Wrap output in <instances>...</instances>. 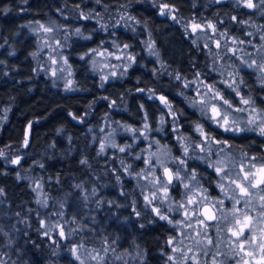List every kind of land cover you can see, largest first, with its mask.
Masks as SVG:
<instances>
[{
    "label": "clouds",
    "instance_id": "obj_1",
    "mask_svg": "<svg viewBox=\"0 0 264 264\" xmlns=\"http://www.w3.org/2000/svg\"><path fill=\"white\" fill-rule=\"evenodd\" d=\"M16 2L19 12H31L30 0ZM87 3L59 0L56 7L50 0L42 18L26 20L0 43L15 57L22 31L34 37L24 57L32 61L29 94L37 87L31 82L43 75V91L50 88L53 96H92L76 101L80 114L73 104L63 105L83 131L74 135L67 122H58L27 168L22 150L29 141L22 134L14 146L0 148V160L15 166L14 180L27 182L35 205L21 201L23 208H12L0 184V221H10L0 222V264H34L26 257L32 232L51 241L43 264H151L148 241L139 234L159 222L166 226L154 241L162 264H264V0H190L191 10L203 8L198 14L182 11L178 0ZM137 5L153 15L135 13ZM11 11L3 9L5 15ZM168 24L171 37L164 35ZM121 30L131 38L122 39ZM179 34L196 53L203 46V61L188 54L191 70L171 62ZM0 65L4 76L19 68L4 59ZM137 68L140 75L133 77ZM130 79L135 86L126 83ZM103 102L107 109L97 116ZM0 111L2 125L11 109ZM115 112L134 122L116 119ZM47 118L33 116L29 123ZM56 137L66 141L67 155L57 151ZM73 141L83 143L76 160L80 172L67 179L48 174L46 160L73 156ZM34 168L44 174H33ZM9 175L0 169V176ZM51 183L55 195L47 190ZM101 212L132 233L127 247H120L122 232L102 223ZM21 235L28 239L18 246Z\"/></svg>",
    "mask_w": 264,
    "mask_h": 264
},
{
    "label": "trees",
    "instance_id": "obj_2",
    "mask_svg": "<svg viewBox=\"0 0 264 264\" xmlns=\"http://www.w3.org/2000/svg\"><path fill=\"white\" fill-rule=\"evenodd\" d=\"M52 3H55L56 7H59V0H51ZM71 4L80 3V0H69ZM108 2V0H106ZM178 3L181 6L182 11H196L197 14L199 11H203L201 7L198 10H191L188 5L190 4L189 0H178ZM203 0H201V4ZM50 0H30L29 7L31 8V12L22 13L19 12V5H17L16 0H0V43H3L4 38H11V33L15 32V30L29 19H39L43 16L44 10H49ZM86 7H92L91 0H88ZM5 7H11L12 11L7 15L3 13V9ZM115 7V5H113ZM99 10V8H97ZM215 9H210L209 12L205 13L206 15H210L211 11ZM133 11L137 14L144 13L145 15H153L152 12H145L143 7L137 5ZM52 15L55 16V12H52ZM159 23V21H157ZM167 23V22H165ZM90 27H94V22H88ZM175 31L179 32V26H176ZM174 32L171 24L167 26V32L164 34L166 37H171ZM27 30H23L21 36L16 38L17 44L19 46V52L15 57L7 56V45L3 49H0V59L7 60L9 66L18 65V71H10L8 76H4L3 72L0 71V109L4 107H10L11 111L8 114L7 122L0 125V148H3L6 145H15L19 135L22 134L23 139L29 141V147L23 149L22 151L27 152L29 158H25L22 163L25 168L29 166L31 163V159L37 158L39 156V152L44 147V143L53 138V134L49 132V129L53 128L58 122H67L69 125V130L74 135H79L80 132L83 131L81 128L75 127L70 118L66 116V113L63 111V105L65 104H73L76 109H78L77 114L83 111L79 105L76 104V101L86 102L88 99H91L92 96H80L73 95L69 97H61V96H53L52 90L49 88L47 92L43 91L44 88V77L41 75L38 78V81H32L31 83H36V91L33 94H29L27 89L29 87L30 81L26 79V77L31 76V67L32 61L25 60L24 57L27 55V52L30 51L33 47L34 37L26 36ZM122 39H130V36H126L125 33L121 30L118 34ZM100 37L98 36L96 39L98 40ZM174 40L180 41V45H178V50H172V63H179L182 67V70H191L190 66L187 63V56L190 53L200 61H203L205 57L203 56V46L201 53H196L192 48L190 40H186L182 34L174 37ZM160 43L163 45V39L160 40ZM168 46H165L166 54L168 52ZM184 53V58H181L180 53ZM72 62H76L73 58ZM149 67L153 66L152 61H149ZM0 69H3V65H0ZM131 75L135 77L136 75H140V70L135 69ZM78 78H83V73H78ZM147 78V76L145 77ZM128 85L135 86L134 79H130L126 82ZM111 90V89H109ZM99 94V90L97 93ZM10 97H14V99H10ZM137 96H133L131 98L130 106L132 109L136 108V100ZM154 107V106H152ZM107 109V102H103L99 104L95 108V113L97 116ZM55 110V114L53 113ZM3 115V112L0 111V116ZM116 119H126L129 122H134L131 120L127 114L121 115L119 112L113 113ZM33 116L36 117H44L47 116L46 121H42L39 125L30 124L29 121ZM92 122H98L96 116H93ZM123 142V140H121ZM57 143V151H64L67 155L68 145L65 140L60 137H56ZM74 144H77L76 141H73ZM241 143V142H240ZM143 147V143L140 145ZM83 147V143L77 144L76 152L73 156L67 157L65 160H61L57 157L54 161L46 160V168L47 173L53 176H63L67 179L69 173H78L80 172V168L76 165V160L79 156V151ZM33 153L36 155L34 156ZM94 154V150H93ZM0 169L8 171L11 175L5 177L0 176V184L6 185V191L10 194L11 206L14 209H17V205L20 208H23V204L21 201H29V207H35V205L31 204L30 197L32 196L31 190L26 187V181L16 182L14 180V174L16 172L15 166L6 165L2 160H0ZM41 173L44 174L39 168L33 169V174ZM86 175V173H85ZM129 187H131L129 183ZM47 190L52 191V193L56 194V186L54 183H51L47 186ZM107 195L112 196L115 193L109 190ZM19 210V209H17ZM114 210V209H113ZM127 211L130 210H121L120 214H126ZM99 216L102 219V223L106 224L109 230H115L117 232H122L125 236V239L121 242L120 247H127L128 241L131 238L132 233L128 228L121 229L118 227L115 221L109 222L108 216L101 212ZM2 223H10L8 220L0 221ZM35 223V221H33ZM165 225L163 222H159L156 228L151 229L149 231L140 233V238L142 240L148 241L149 253H150V261L151 264H162L163 257H160L156 249L159 247V243L155 242V238L157 236L163 238L165 234ZM31 241L29 242L26 248V257L30 256L31 261L34 264H43L42 257L47 252V249L44 247L45 244L51 243L45 235H39L35 232L30 233ZM57 237L54 236L53 239ZM28 239L21 235L20 242L18 246L22 245L24 240ZM34 242L39 248L44 249V252H38L36 248L32 247V243ZM167 250V249H166ZM62 261H67V257H61Z\"/></svg>",
    "mask_w": 264,
    "mask_h": 264
},
{
    "label": "flooded vegetation",
    "instance_id": "obj_3",
    "mask_svg": "<svg viewBox=\"0 0 264 264\" xmlns=\"http://www.w3.org/2000/svg\"><path fill=\"white\" fill-rule=\"evenodd\" d=\"M190 1V0H189ZM242 143V142H241ZM257 150H259V149H257Z\"/></svg>",
    "mask_w": 264,
    "mask_h": 264
},
{
    "label": "rangeland",
    "instance_id": "obj_4",
    "mask_svg": "<svg viewBox=\"0 0 264 264\" xmlns=\"http://www.w3.org/2000/svg\"><path fill=\"white\" fill-rule=\"evenodd\" d=\"M121 140H123V138H121Z\"/></svg>",
    "mask_w": 264,
    "mask_h": 264
},
{
    "label": "snow or ice",
    "instance_id": "obj_5",
    "mask_svg": "<svg viewBox=\"0 0 264 264\" xmlns=\"http://www.w3.org/2000/svg\"><path fill=\"white\" fill-rule=\"evenodd\" d=\"M61 235H63V233H61Z\"/></svg>",
    "mask_w": 264,
    "mask_h": 264
}]
</instances>
